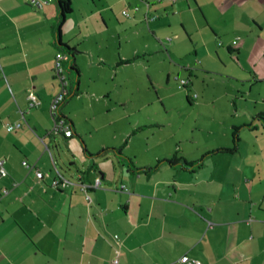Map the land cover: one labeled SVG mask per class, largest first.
Segmentation results:
<instances>
[{
  "label": "crops",
  "instance_id": "obj_1",
  "mask_svg": "<svg viewBox=\"0 0 264 264\" xmlns=\"http://www.w3.org/2000/svg\"><path fill=\"white\" fill-rule=\"evenodd\" d=\"M81 2L59 32L58 0H0V264H264V0H89L77 15ZM60 42L77 51L60 110L71 138L51 134ZM182 81L180 103L160 99L164 122L108 144L116 120L96 104L137 107L139 86ZM236 127L238 150L209 154ZM59 175L72 185L53 187Z\"/></svg>",
  "mask_w": 264,
  "mask_h": 264
},
{
  "label": "rangeland",
  "instance_id": "obj_2",
  "mask_svg": "<svg viewBox=\"0 0 264 264\" xmlns=\"http://www.w3.org/2000/svg\"><path fill=\"white\" fill-rule=\"evenodd\" d=\"M81 1V0H79ZM79 5L76 4L74 6V10H76V14H79V10L83 5H91L89 3V0H82ZM75 14V15H76ZM74 15V16H75ZM73 16V18H74ZM71 17V16H70ZM76 18L72 20V22L65 25V29L71 33L72 36H75L77 34L76 29ZM94 41L89 42V45H93ZM86 70V69H85ZM83 82L84 84L91 85V77L92 72L85 71ZM185 87H182L180 85V82L175 83L174 85L167 86L165 89L160 88L158 85L152 86L149 85L148 87L146 85L139 86L138 89V99H137V107H134V104L128 103V105H124L123 103L119 102H111L108 106L109 109L107 110L105 106H100L96 104L94 111H96L100 115V121L101 118L103 121L101 123H106L107 121L116 120V123H114V126L104 128L106 129V132L109 133V136L107 137L108 144H118L121 142V139L123 136H126V132L129 131L130 124H134V122H138L141 124L147 123L150 124L151 122H164L166 110L161 102L162 97H168L170 95H174V99H176V103H180L183 100V96L181 93H183ZM127 91H122V94L120 96L121 100H125L127 98ZM180 92V93H179ZM172 96L168 98H173ZM185 99V98H184ZM147 103V106H141V104ZM186 101V99H185ZM74 112L82 113V107L81 103L80 105L78 102H75L73 104ZM184 112V111H183ZM194 113V112H192ZM149 117V119H147ZM152 120V121H150ZM132 130V129H131ZM128 138V135H127ZM124 140V139H123ZM138 141V140H137ZM124 142V141H123ZM142 141H138L137 144L141 143ZM156 144H160L159 141ZM157 146V145H156Z\"/></svg>",
  "mask_w": 264,
  "mask_h": 264
},
{
  "label": "built area",
  "instance_id": "obj_3",
  "mask_svg": "<svg viewBox=\"0 0 264 264\" xmlns=\"http://www.w3.org/2000/svg\"><path fill=\"white\" fill-rule=\"evenodd\" d=\"M32 6H34L37 10H41L43 8L42 0H27ZM128 16V13H126ZM238 41L234 42V45H237ZM70 66H71V56L65 51H59L55 57V65H54V75L55 78L60 83V91L54 97L51 105H50V113L54 119V126L51 130L52 135H63L66 138L73 137V131L70 127V124L61 116L60 110L66 100L69 98L71 94V89L69 88L70 84ZM187 81H182L181 86L185 87L187 85ZM28 102L30 108H35L40 105L39 98L32 92H29ZM22 125L17 123L15 125H10L9 128L11 130L19 129ZM4 161L0 160V175L2 177L7 176V171L4 168ZM23 166L29 171H35L38 180L44 179L45 175L40 170L36 168L35 165L30 164L28 161L23 162ZM72 183L62 175H59L56 180L53 181L52 186L60 189L67 188ZM79 188L88 193L90 189H99L101 186V179H97L92 185H87L82 182H78ZM182 262H188L187 257H183L181 259ZM115 263H118V259L115 260ZM196 264H200V262H196Z\"/></svg>",
  "mask_w": 264,
  "mask_h": 264
},
{
  "label": "trees",
  "instance_id": "obj_4",
  "mask_svg": "<svg viewBox=\"0 0 264 264\" xmlns=\"http://www.w3.org/2000/svg\"><path fill=\"white\" fill-rule=\"evenodd\" d=\"M58 6H59V12H60V17H59V21H58V30H59V32H61V28L64 25L67 16L70 15L73 12L72 0H58ZM59 44H60L61 48L62 47L66 48V49L62 48V51L67 52L71 56V66H70V69H69L70 72H74L75 74L79 75V70H78L76 64L72 63L73 59L77 55V51L75 49H72V48L68 47V46H64L61 42ZM133 61H135V59L130 60V61H121L119 63V65L129 64V63H131ZM185 88H186V86H185ZM259 117L264 120V114L260 115ZM64 119L70 124V121H68V119H66V118H64ZM248 126H250V125H248ZM240 129L241 128L236 127L233 130V133H232V136H233V147L232 148L219 149V150L213 151V152H211L209 154L234 153V152H236L238 150V144H239V141H240V137H239ZM139 130H141V129H139ZM103 152H105V151H103ZM167 161L170 162V163H175L178 160L175 159V160H167ZM202 162H203V159L198 161V162H195V163H187L186 162V165L200 167V166H202ZM157 166L155 168H157Z\"/></svg>",
  "mask_w": 264,
  "mask_h": 264
}]
</instances>
